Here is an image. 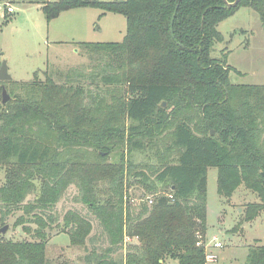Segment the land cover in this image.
Returning a JSON list of instances; mask_svg holds the SVG:
<instances>
[{"label": "trees", "instance_id": "16d2710c", "mask_svg": "<svg viewBox=\"0 0 264 264\" xmlns=\"http://www.w3.org/2000/svg\"><path fill=\"white\" fill-rule=\"evenodd\" d=\"M26 1L40 5L47 20L85 6L120 13L126 32L121 42H82L92 64L0 81V221L20 210L15 225L35 238L0 233V264H204L197 242L207 232L209 167L217 168L220 195L230 197L240 185L256 194L245 204V220L264 211V84L232 83L227 53L212 56L223 41L218 24L238 7L254 10L264 29V0H239L233 8L223 0ZM163 132L178 153L152 181L143 171L130 177L133 163L124 153L106 161L121 144L142 151ZM135 183L150 194L157 185L166 192L133 203L125 193ZM70 185L106 245H97L78 210L61 221L51 214ZM53 225L68 234V245L50 243ZM257 242L241 264H264V241ZM69 249L84 254L72 261Z\"/></svg>", "mask_w": 264, "mask_h": 264}, {"label": "rangeland", "instance_id": "374dc122", "mask_svg": "<svg viewBox=\"0 0 264 264\" xmlns=\"http://www.w3.org/2000/svg\"><path fill=\"white\" fill-rule=\"evenodd\" d=\"M9 1L15 12L6 17L0 14V62L6 60L11 80H29L36 71L63 73L71 67L92 64L96 62L92 60L95 57L82 49V42H121L126 32V19L120 13L101 14V9L85 6L63 10L47 20L40 5L27 3L26 0ZM217 28L223 35V41L214 45L212 56L223 58L227 53V64L232 67L229 71L230 81L235 84H264V29L258 14L249 7L240 6L222 20ZM56 78L60 81L59 76ZM164 136L165 132L160 135V141L151 147L146 145L142 151H129L121 144L106 157V161H117V153H124L133 163L128 167L129 176L143 171L152 181L162 164L170 162L178 153L175 149L167 148L169 145L163 140ZM163 141L166 145H162ZM216 176L217 168L209 167L206 191L207 232L203 241L212 243L215 237L216 241L222 243L221 248H214L218 255L215 264H241L247 247L257 241H264V211L251 221L245 220V204L257 201L256 194L240 185L230 197L220 195L217 192ZM101 185L104 187V182ZM165 192L157 185L156 191L150 194L142 185L135 183L126 188L125 194L127 199L132 198L131 201L137 203L140 199H153ZM77 195L76 187L70 185L51 214L61 221L67 210H78L91 221V235L98 241L97 245H106L98 220L84 204L75 200ZM21 214L22 211L16 210L9 215L5 220L8 225L6 232L1 234L14 240L35 239L21 225H15ZM4 225L0 221V228ZM30 227L36 225L32 223ZM48 232L51 244H69L68 234L61 232L60 227L53 225ZM87 247H90V243ZM67 252L72 261H77L84 254L79 249H69ZM161 264L180 263L166 258Z\"/></svg>", "mask_w": 264, "mask_h": 264}, {"label": "built area", "instance_id": "2783aa9c", "mask_svg": "<svg viewBox=\"0 0 264 264\" xmlns=\"http://www.w3.org/2000/svg\"><path fill=\"white\" fill-rule=\"evenodd\" d=\"M14 12L15 9L9 0H0V14L6 16L13 14ZM147 201L151 203L152 198H149ZM197 245L202 246L204 248L205 251L204 264H215L218 261V255L214 251V248H221L222 243L220 241H216L215 237L212 238V243H210L208 240L206 241L199 240L197 242Z\"/></svg>", "mask_w": 264, "mask_h": 264}, {"label": "water", "instance_id": "95a60500", "mask_svg": "<svg viewBox=\"0 0 264 264\" xmlns=\"http://www.w3.org/2000/svg\"><path fill=\"white\" fill-rule=\"evenodd\" d=\"M226 8H233V7H236L239 0H234L232 2H229L228 0H223ZM174 18H175V13L173 14L172 18H171V28H170V31H171V34L173 36V21H174ZM11 79V75L8 73V67H7V63H6V60H3L0 64V81H8ZM2 103H6L10 96L6 90V88L3 86L2 87ZM166 102L163 101L162 102V105L165 106ZM214 134V131L211 130V135ZM8 225H4L0 228V233H5L6 232V229H7ZM160 262H162V260H160Z\"/></svg>", "mask_w": 264, "mask_h": 264}, {"label": "crops", "instance_id": "0c3cea01", "mask_svg": "<svg viewBox=\"0 0 264 264\" xmlns=\"http://www.w3.org/2000/svg\"><path fill=\"white\" fill-rule=\"evenodd\" d=\"M12 79V78H11Z\"/></svg>", "mask_w": 264, "mask_h": 264}]
</instances>
